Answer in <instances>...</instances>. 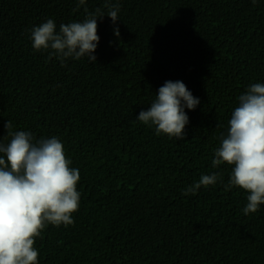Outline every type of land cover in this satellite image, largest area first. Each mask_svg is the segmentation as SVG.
Returning a JSON list of instances; mask_svg holds the SVG:
<instances>
[{"label": "trees", "instance_id": "obj_1", "mask_svg": "<svg viewBox=\"0 0 264 264\" xmlns=\"http://www.w3.org/2000/svg\"><path fill=\"white\" fill-rule=\"evenodd\" d=\"M77 2L0 0V143L11 120L59 138L80 172L74 224L45 227L39 264H264V205L244 215L231 166L211 164L238 97L264 83V0H120L115 24L97 20L95 63L35 51L34 27L83 21ZM166 81L200 100L184 140L136 119ZM214 172L222 182L183 194Z\"/></svg>", "mask_w": 264, "mask_h": 264}, {"label": "clouds", "instance_id": "obj_2", "mask_svg": "<svg viewBox=\"0 0 264 264\" xmlns=\"http://www.w3.org/2000/svg\"><path fill=\"white\" fill-rule=\"evenodd\" d=\"M85 5L86 0H78L77 8L84 6L86 14L83 21L62 23L59 31L53 19L34 27L33 49L47 51L48 59L56 57L61 62L86 57L95 63L93 53L100 40L97 20L107 15L115 24L120 19V0H104L107 14L101 8L90 12ZM114 35L119 38L118 28ZM199 103L182 81H166L150 107L140 111L136 119L154 126L158 136L184 140L189 123L185 108L194 110ZM4 128L11 139L0 143V264H39L34 245L45 227L74 224L80 172L70 167L72 161L66 158L59 138L34 141L31 132L14 131L11 120ZM211 164L213 168L231 166L225 191L236 187L248 193L244 215L256 213L264 205V83L250 85L238 97V106L231 113L227 133L221 135ZM218 181L222 182L219 172L201 175L183 194L195 195L202 186L207 188Z\"/></svg>", "mask_w": 264, "mask_h": 264}]
</instances>
